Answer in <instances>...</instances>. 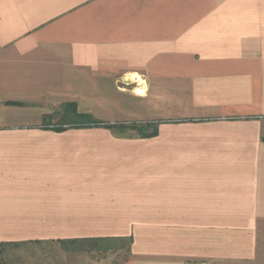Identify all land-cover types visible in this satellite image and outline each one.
<instances>
[{"label": "crops", "instance_id": "1", "mask_svg": "<svg viewBox=\"0 0 264 264\" xmlns=\"http://www.w3.org/2000/svg\"><path fill=\"white\" fill-rule=\"evenodd\" d=\"M73 239L264 264V0H0V242Z\"/></svg>", "mask_w": 264, "mask_h": 264}, {"label": "rangeland", "instance_id": "2", "mask_svg": "<svg viewBox=\"0 0 264 264\" xmlns=\"http://www.w3.org/2000/svg\"><path fill=\"white\" fill-rule=\"evenodd\" d=\"M63 122V121H62ZM15 244L4 247L0 264H122L129 242L105 241L67 244Z\"/></svg>", "mask_w": 264, "mask_h": 264}, {"label": "trees", "instance_id": "3", "mask_svg": "<svg viewBox=\"0 0 264 264\" xmlns=\"http://www.w3.org/2000/svg\"><path fill=\"white\" fill-rule=\"evenodd\" d=\"M71 117L74 121L70 122L68 127H75V128H84V127H104L108 129H115L118 130L122 135L132 136H140V137H151L158 134V127L154 122H146V123H115L111 124L108 122L100 121L95 119L89 114H82L78 113L76 108L73 107L70 110ZM50 116L45 117V121H49ZM57 131H63L66 129L63 124H60L54 128ZM100 241V239H73V240H61V245L68 249L66 246L67 244H75L78 242H96ZM9 245H15L12 243H2L0 242V253L4 249V247Z\"/></svg>", "mask_w": 264, "mask_h": 264}]
</instances>
